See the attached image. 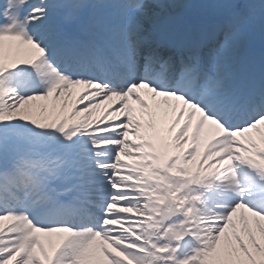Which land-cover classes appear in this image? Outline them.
<instances>
[{"label": "snow or ice", "instance_id": "1", "mask_svg": "<svg viewBox=\"0 0 264 264\" xmlns=\"http://www.w3.org/2000/svg\"><path fill=\"white\" fill-rule=\"evenodd\" d=\"M0 0V264H264V0Z\"/></svg>", "mask_w": 264, "mask_h": 264}, {"label": "rangeland", "instance_id": "2", "mask_svg": "<svg viewBox=\"0 0 264 264\" xmlns=\"http://www.w3.org/2000/svg\"><path fill=\"white\" fill-rule=\"evenodd\" d=\"M188 2L193 5V7L186 10L185 15L192 17L202 14L205 9L201 7L209 2V0H188ZM261 38H264V30L261 29L259 23L256 24L254 30L245 37V45L247 48H262L263 42ZM252 43H256L259 47H253Z\"/></svg>", "mask_w": 264, "mask_h": 264}]
</instances>
